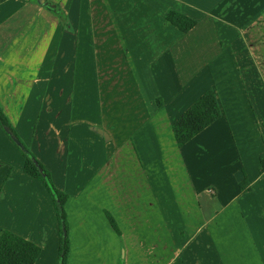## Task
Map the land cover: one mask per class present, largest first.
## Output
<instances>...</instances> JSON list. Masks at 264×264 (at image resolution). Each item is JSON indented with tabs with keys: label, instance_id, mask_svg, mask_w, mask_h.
Segmentation results:
<instances>
[{
	"label": "crops",
	"instance_id": "crops-1",
	"mask_svg": "<svg viewBox=\"0 0 264 264\" xmlns=\"http://www.w3.org/2000/svg\"><path fill=\"white\" fill-rule=\"evenodd\" d=\"M129 1L132 5L136 0ZM229 2L217 3L215 10L214 7L200 17L170 5L162 14L164 31L160 30L173 32L175 37L164 35L167 40L158 47L170 51H162L157 61L146 63V78L141 75L138 79L131 72L130 86H145L147 82L151 102L140 92L141 108L138 104L126 105V111L148 113L141 120L131 117L130 126L138 125L141 129L137 133L142 132L150 114L156 111L162 121L160 128H166V133L154 142L157 150L164 148L170 158L169 169L155 174L152 157L143 156L135 135L131 136V145L118 147L132 150L125 160L129 167L134 166L126 179L134 199L128 206L155 208L168 203L183 208L179 217L164 218L169 226L162 235L152 226L147 232L151 240L163 236L164 264H264V171H260V155L264 154V54L257 49L252 51L257 45L250 39L253 35L246 33L252 30L247 25L250 20L241 24L229 18L254 17L257 11L261 14V9L264 13V7L233 9ZM169 9L195 18L196 25L181 31L166 19ZM56 10L67 16V26ZM135 12L130 10L132 15ZM73 15L72 0H0V107L22 138L30 135L28 144L34 154L50 171L54 185L67 194L66 264H126V232L122 220L111 209L122 207L123 194L117 184L123 182L124 173L115 170V189L110 193L107 185L110 187L112 178L109 179L105 165L107 131L97 128L105 136L93 130L91 123L70 125L64 130L52 122L56 115L53 112L63 110L74 90V74L67 72L72 60L74 63V58H70L76 47ZM153 24L154 21L149 26L153 28ZM240 31L246 39L243 54L247 56L236 68L247 69L238 74L245 80L247 90L239 99L234 98L237 90L227 86L228 78L235 76L237 70L232 62L238 61L239 56L230 57L227 50L241 47ZM60 50L67 51L62 73L58 71ZM156 62L160 71L157 77L151 71V64ZM169 68L175 71V77L170 73L167 78L164 76ZM62 76L67 80L65 87L59 82ZM210 88L216 92L221 116L178 146L172 124ZM59 97L63 98L57 108ZM131 98L137 99L138 94L133 92ZM84 157L97 159V166L85 165ZM24 166V155L0 125V231L8 229L39 245L41 252L34 264H57L60 232L54 200L45 183L26 173ZM187 176V182L181 181ZM163 179L172 187L162 185ZM158 185L162 186L157 188ZM156 192L168 194L167 201L163 195L156 198ZM188 207H194L193 216L188 215ZM107 211L114 217L120 234L111 226ZM154 223L150 221L151 225ZM80 226H85L84 232ZM91 230L102 232L92 235ZM154 256L147 252V264H153ZM138 257L135 256L136 261Z\"/></svg>",
	"mask_w": 264,
	"mask_h": 264
},
{
	"label": "rangeland",
	"instance_id": "rangeland-1",
	"mask_svg": "<svg viewBox=\"0 0 264 264\" xmlns=\"http://www.w3.org/2000/svg\"><path fill=\"white\" fill-rule=\"evenodd\" d=\"M72 2L74 4V15L72 16V20L77 30L76 47L73 53L74 57L72 56L70 58H74V63L72 60L67 72L69 74H74V90L69 99H67L63 110L53 112V115H56H54L52 122L54 126L59 128L65 127L63 128L64 130H66V127H70V125H85L91 123V126L94 128L93 130L97 131L98 127H102L107 131L109 137H107L106 142L107 156L105 165L107 174L111 175L108 176L109 179L112 178L110 187L107 185L108 189L111 188L110 193H113L115 189V170H122V173H124L123 182L121 185L117 184L118 191H121L123 194H121L122 207L117 209L112 207L111 209L117 218L122 220L121 226L126 232L125 236L127 238H125L123 242L125 245L124 247L128 249L126 250L128 256L125 262L126 264H147L145 257L149 251L151 254L155 255L153 264H164L161 248L165 242L163 236L160 239L151 240L147 238V232L151 231L150 226H152L159 235H162L169 226L164 222V218L168 220L175 216L179 217L183 208L180 209L179 207H174V205L169 206L168 203H166L165 206H156L155 208L136 207L135 205L128 206L134 199L131 195L132 188L126 182V179L129 180L130 167L133 168L134 166L129 167L125 160L129 159L128 156L132 150L131 147L127 150L124 147L120 150L118 147L121 145L125 146V144L131 145V136L135 135L137 147L142 150L143 156L152 157L153 160L151 162H153L154 165L151 166V169L155 171V174H157V171L160 169H164V171L165 169H169L167 163L170 158V154L165 152L161 143L160 145L163 151H161L160 148L157 150V144L154 142V139L156 141L162 139L166 133V128H160L162 121L156 111L150 114L148 124L144 126L143 131L141 130L142 132L137 133L140 128L138 125L134 127L130 126L131 117L141 120L144 116L147 117L148 113L144 110L135 112L126 111V105L133 103L135 105L138 104L141 108L142 100L140 92H144L146 100L151 102L149 100L151 99L150 85L148 84L147 86L146 82L145 86L144 84H140V86L138 84V87L134 84L130 86L131 72L135 73L138 79L141 75L143 78H146V74L143 72L146 63L152 62L154 59V62L157 61L162 51H170V48H158L163 45V41L167 40L164 35L171 39L175 37L174 35L172 36L173 32L162 33L160 30L163 28L161 19L162 14L170 5L180 8L183 7V9L190 14L200 17L206 16L210 13V10L216 5L221 4L223 0H136L132 5L129 0H72ZM228 5L233 9H258L264 7V1L230 0ZM132 9L136 11V14H130V10ZM213 12L214 11H212V13ZM260 12L261 14L257 11L254 17L230 16L229 18L241 24H243L246 19L250 20V22H247V25H250L252 30L246 33H251L253 35L250 39L257 45V48H252V51L257 49L264 54V13L262 9ZM153 21L154 27L152 28L149 25ZM258 27H260V30H258ZM254 30H256V32ZM239 34L241 47L227 50L228 56H239L238 61L232 62V67L234 69L240 62H243V57L245 55L247 56V53L243 54L246 50V46L243 44V41L246 40L243 37V31H240ZM254 35H256V37ZM124 50H127V53H124ZM198 51H200V49H198ZM179 55V53H176V56ZM65 59H67V51L60 50L58 71L61 73L63 72L62 66ZM261 60L264 61V55L261 57ZM154 64L155 65H153V63L151 64V71H153L157 77L160 72L159 66L157 62ZM163 65V62H161L160 66L163 67ZM243 68L244 71L247 72L244 66L241 69ZM169 69L170 72H166L167 74L164 76L167 78V75L170 73V76L175 77V71L171 68ZM241 69L235 70V76L228 78L229 81L227 85L229 88H232L231 90H237L234 98L239 99L244 97L247 90L244 83L245 80L242 79L241 76H238ZM59 82L60 84L64 83L65 87L67 80L62 76L59 78ZM133 92L138 94L137 99L131 98ZM62 98L63 97H59L57 108H59ZM232 98L233 97H229V99ZM29 138L30 135H23L22 139L26 145L31 141ZM89 140H92V138H89ZM92 144L91 142V145ZM27 146L33 152L30 145L28 144ZM97 157L98 155L96 158ZM91 158V160H87L84 157L83 162L85 165H90V168H93L94 165L97 166V159ZM121 159L123 161L122 163ZM130 161L133 160L130 159ZM88 169L87 166L86 170ZM156 178L158 177L156 176ZM176 178L178 179V177ZM187 179L188 176L181 179V181L187 182ZM193 181L194 180H192V182ZM47 182L49 185L54 184L51 175ZM85 183L86 185L90 184V182ZM162 185L165 187L170 186L166 180H164V184ZM160 186L158 185L157 188ZM162 195L167 201L168 194L156 192V198H161ZM112 201L115 203L114 199H112ZM187 210L188 215H194V207H188ZM152 220L155 222L153 225L150 224ZM84 227L85 226H80L82 232L85 231ZM91 231L90 234L93 235L95 234L94 232L100 230ZM153 243H155L154 246ZM135 256H139L138 261L135 260Z\"/></svg>",
	"mask_w": 264,
	"mask_h": 264
},
{
	"label": "trees",
	"instance_id": "trees-1",
	"mask_svg": "<svg viewBox=\"0 0 264 264\" xmlns=\"http://www.w3.org/2000/svg\"><path fill=\"white\" fill-rule=\"evenodd\" d=\"M57 11V10H56ZM58 12V11H57ZM62 18V23L67 26V16L58 12ZM166 19L181 31H189L193 28L197 20L187 14L177 10L169 9L165 15ZM221 116V108L214 89L206 90L198 97L172 124V131L178 146H182L190 141ZM0 125L4 132L16 145L25 157L24 171L36 178L43 180L47 185L54 200L57 216L59 220L60 246L57 264H66L69 252L68 222L65 211L67 194L53 185L48 184L50 172L43 163L36 157L30 148L24 143L7 114L0 107ZM25 147L23 149L19 143ZM260 171H264V154L260 155ZM111 226L120 234L118 225L114 217L106 212ZM41 252V247L33 241L14 233L8 229L0 231V264H34Z\"/></svg>",
	"mask_w": 264,
	"mask_h": 264
},
{
	"label": "water",
	"instance_id": "water-1",
	"mask_svg": "<svg viewBox=\"0 0 264 264\" xmlns=\"http://www.w3.org/2000/svg\"><path fill=\"white\" fill-rule=\"evenodd\" d=\"M97 130H98V132H100V133L104 134L105 136H107L106 133L102 131V129H97ZM18 143L23 149H25V147H24V145L22 143H20V142H18Z\"/></svg>",
	"mask_w": 264,
	"mask_h": 264
}]
</instances>
